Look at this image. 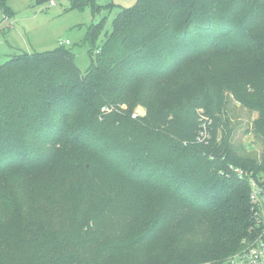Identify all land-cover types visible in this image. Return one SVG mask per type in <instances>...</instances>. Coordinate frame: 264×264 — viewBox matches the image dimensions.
Segmentation results:
<instances>
[{
    "label": "trees",
    "instance_id": "16d2710c",
    "mask_svg": "<svg viewBox=\"0 0 264 264\" xmlns=\"http://www.w3.org/2000/svg\"><path fill=\"white\" fill-rule=\"evenodd\" d=\"M97 2L73 7L95 17ZM102 31L89 28L86 72L64 46L0 65V264H223L256 233L249 186L227 167L264 172V153L224 143L222 115L231 90L264 142V0H138L97 46ZM205 54L227 73L134 118L141 81ZM125 182L155 205L127 211Z\"/></svg>",
    "mask_w": 264,
    "mask_h": 264
},
{
    "label": "rangeland",
    "instance_id": "374dc122",
    "mask_svg": "<svg viewBox=\"0 0 264 264\" xmlns=\"http://www.w3.org/2000/svg\"><path fill=\"white\" fill-rule=\"evenodd\" d=\"M74 1L8 0L5 4L8 14L0 5V65L5 63L8 55L50 52L69 41L68 45H64L65 49L74 53L76 65L82 72H86L92 60H95V56L93 58L90 56L89 47L85 44L89 28L103 21V31L95 43L101 46L106 40V34L112 32L114 20L119 12L133 7L138 0H98L97 4L104 9L95 17L91 6H85L83 9L74 8ZM224 56V54L192 55L164 75L163 79L141 81L139 83L141 91L138 95H141L143 103L135 107L134 118H155L164 106L177 103L181 97L191 94L192 88L199 81L211 76L210 74L221 78L227 73L226 68L223 67L226 63ZM226 96L228 111L223 113L222 117L224 120L229 118L230 127L224 126V137L226 136L224 143L230 139L237 153L256 157L261 162L264 142L253 128L259 113L246 108L231 90L226 91ZM221 137L223 134L220 135V139ZM105 181H113L112 186L120 185L112 178H106ZM53 183V180L50 183L45 182L44 189L51 187ZM125 184L126 186L122 188L128 191V197L135 202L134 208L129 206L127 211H148L149 207L155 205L149 190L145 192L129 182ZM166 246L172 247L168 244H164L163 247ZM171 255H174V251H169L160 257Z\"/></svg>",
    "mask_w": 264,
    "mask_h": 264
},
{
    "label": "built area",
    "instance_id": "2783aa9c",
    "mask_svg": "<svg viewBox=\"0 0 264 264\" xmlns=\"http://www.w3.org/2000/svg\"><path fill=\"white\" fill-rule=\"evenodd\" d=\"M68 44L69 41H66L61 45ZM221 173L223 174V171ZM231 174L246 181L249 186V203L256 221V233L253 240L245 239L242 249L223 264H264V172L246 170L230 164L227 167V175Z\"/></svg>",
    "mask_w": 264,
    "mask_h": 264
},
{
    "label": "crops",
    "instance_id": "0c3cea01",
    "mask_svg": "<svg viewBox=\"0 0 264 264\" xmlns=\"http://www.w3.org/2000/svg\"><path fill=\"white\" fill-rule=\"evenodd\" d=\"M7 57H9V55H8ZM7 57H6V58H7ZM7 59H8V58H7Z\"/></svg>",
    "mask_w": 264,
    "mask_h": 264
}]
</instances>
